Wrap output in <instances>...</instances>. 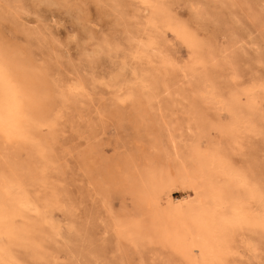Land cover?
<instances>
[{"label": "rangeland", "instance_id": "obj_1", "mask_svg": "<svg viewBox=\"0 0 264 264\" xmlns=\"http://www.w3.org/2000/svg\"><path fill=\"white\" fill-rule=\"evenodd\" d=\"M0 61V264H264V0H0Z\"/></svg>", "mask_w": 264, "mask_h": 264}, {"label": "bare ground", "instance_id": "obj_2", "mask_svg": "<svg viewBox=\"0 0 264 264\" xmlns=\"http://www.w3.org/2000/svg\"><path fill=\"white\" fill-rule=\"evenodd\" d=\"M146 48V47H145ZM144 51V49H143ZM8 76L5 72V66L3 65V63L0 61V135L4 138H2L5 141H8V143H10L9 141H15L16 143H19L22 141L21 138V129L22 127L20 126V117H21V111L20 108L18 106V102L15 96V90L13 88V86L10 85L9 80H8ZM232 99V98H231ZM229 108L231 110H233V105H234V98L233 100H230L229 102ZM234 113V111L232 112ZM22 118V117H21ZM250 124V123H249ZM21 125H22V119H21ZM24 140V138H23ZM4 141H2L3 143ZM12 144V143H10ZM6 145V143H5ZM2 152V151H1ZM27 159V158H26ZM1 161V160H0ZM153 167V166H152ZM14 168V167H13ZM21 171V170H20ZM6 172V171H5ZM10 172V171H9ZM16 172V171H15ZM150 173H148L147 175L152 176V180H158V176L159 173H157V170H149ZM21 174V173H20ZM134 174V173H133ZM15 175V173H14ZM14 175L12 176V174L9 175V173H5L4 175H2L0 177V181H2L3 183H9L11 184V187L14 188L13 186H15V177ZM23 175V174H21ZM38 175V174H37ZM36 175V176H37ZM35 176V175H34ZM21 177V176H20ZM24 177V176H23ZM21 177V179L19 178L20 181H22L23 178ZM15 178V179H13ZM23 178V179H22ZM26 180V179H25ZM141 184L139 181L137 180H133L134 183V187L136 189V193L139 196V209H141V207H143V196H145L147 194L148 188L151 186L150 181H148L145 178H141ZM19 181V182H20ZM27 181V180H26ZM4 185V184H3ZM23 185V184H22ZM4 187V186H3ZM23 187V186H22ZM24 189V188H23ZM8 190V189H7ZM6 190V191H7ZM11 190V189H10ZM20 192V189H18ZM13 192V190H11ZM24 192V191H23ZM1 193V192H0ZM12 195V194H11ZM24 195V193L22 194ZM27 196V194H25ZM1 197V196H0ZM22 197V196H21ZM247 198L249 200H255L256 199V192L254 190V188L249 187V192L247 195ZM3 199V198H2ZM145 199V198H144ZM5 200V199H4ZM3 206H1L0 208H2ZM238 207H236V209L234 210V213L236 214V216L238 215L237 213ZM162 211H159L157 213L158 214H162ZM18 213V212H17ZM164 215H166L168 217V220L170 222H172V229L171 231H169L165 237L170 241V243L178 248H180L181 250H188L185 249V241H184V237L181 236V228L184 225V220L182 219L181 215L179 213H175V212H169V213H164ZM4 216V214L2 215ZM9 216V215H8ZM5 217V216H4ZM186 217V216H185ZM2 220V219H1ZM140 220L143 221L142 218H140ZM2 222V221H1ZM8 222V221H7ZM149 222V221H148ZM189 222V221H188ZM3 223V222H2ZM0 223V224H2ZM145 221H143V225H141L142 228H144L145 225ZM193 224V223H192ZM1 227V225H0ZM45 227V226H44ZM43 227V228H44ZM54 227V226H53ZM4 228V227H3ZM35 228V227H34ZM33 228V229H34ZM16 229V228H15ZM42 229V228H41ZM48 229V228H47ZM189 229V228H188ZM192 229V228H191ZM21 230V229H20ZM36 230V229H35ZM38 230L40 231V229L38 228ZM2 231V228H1ZM17 232V231H15ZM1 233V232H0ZM36 233V232H34ZM38 233V232H37ZM33 234V233H32ZM34 236V235H33ZM33 241V240H32ZM31 241V242H32ZM26 242V241H25ZM189 252V251H188ZM184 254V253H183ZM187 254V253H186Z\"/></svg>", "mask_w": 264, "mask_h": 264}]
</instances>
